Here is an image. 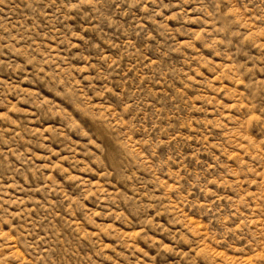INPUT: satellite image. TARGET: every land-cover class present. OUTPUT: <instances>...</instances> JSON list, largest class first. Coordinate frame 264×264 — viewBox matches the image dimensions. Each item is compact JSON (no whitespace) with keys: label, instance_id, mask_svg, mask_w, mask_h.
<instances>
[{"label":"rangeland","instance_id":"1","mask_svg":"<svg viewBox=\"0 0 264 264\" xmlns=\"http://www.w3.org/2000/svg\"><path fill=\"white\" fill-rule=\"evenodd\" d=\"M0 264H264V0H0Z\"/></svg>","mask_w":264,"mask_h":264}]
</instances>
